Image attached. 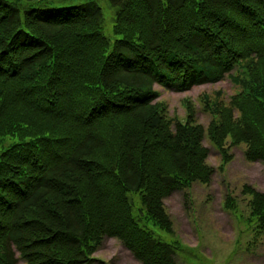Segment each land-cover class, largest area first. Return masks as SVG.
<instances>
[{
	"label": "trees",
	"instance_id": "obj_1",
	"mask_svg": "<svg viewBox=\"0 0 264 264\" xmlns=\"http://www.w3.org/2000/svg\"><path fill=\"white\" fill-rule=\"evenodd\" d=\"M41 1L0 0V264H96L105 238L178 264L190 250L153 227L173 235L165 199L214 172L204 127L170 118L157 87L228 77L229 103L204 96L210 141L264 165V0H109L113 39L98 3ZM244 192L264 232V193Z\"/></svg>",
	"mask_w": 264,
	"mask_h": 264
},
{
	"label": "rangeland",
	"instance_id": "obj_2",
	"mask_svg": "<svg viewBox=\"0 0 264 264\" xmlns=\"http://www.w3.org/2000/svg\"><path fill=\"white\" fill-rule=\"evenodd\" d=\"M91 1L103 9L104 32L113 39L114 12L109 8V0H43L31 5L64 9ZM21 3L29 5L24 1ZM157 89L161 92L158 101L166 105L170 118L186 123L192 116L194 124L204 127L202 144L209 150L208 164L214 173L209 183L195 182L184 191L173 192L166 198L165 208L173 222L174 234L168 235L154 226L155 232L170 242L178 240L190 250L177 257L178 264H264V232L249 228L251 197L244 192V187L249 186L264 193V165L248 162L245 157L247 146L235 145L229 138L222 155L208 135L217 119L204 109V96L215 99L217 92L221 91L223 100L228 102L229 97L236 93L235 86L226 77L218 83L197 86L183 93ZM185 100L195 105L193 113L185 106ZM142 219V226L152 227V222ZM94 257L98 260L96 264H142L114 238H105Z\"/></svg>",
	"mask_w": 264,
	"mask_h": 264
}]
</instances>
